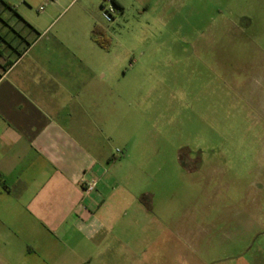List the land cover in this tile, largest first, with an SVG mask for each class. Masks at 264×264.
<instances>
[{"label":"rangeland","instance_id":"1","mask_svg":"<svg viewBox=\"0 0 264 264\" xmlns=\"http://www.w3.org/2000/svg\"><path fill=\"white\" fill-rule=\"evenodd\" d=\"M54 1L52 34L65 25L69 39L85 31V48H102L91 40L98 21L118 63V112L105 128L113 187L148 193L152 215L197 236L182 264H212L264 236V0H122L110 22L104 0ZM49 2L0 0V9L46 20ZM226 227L239 237L225 240Z\"/></svg>","mask_w":264,"mask_h":264},{"label":"crops","instance_id":"2","mask_svg":"<svg viewBox=\"0 0 264 264\" xmlns=\"http://www.w3.org/2000/svg\"><path fill=\"white\" fill-rule=\"evenodd\" d=\"M56 4L46 20L24 10L5 19L0 9V264H182V246L195 248L197 236L152 215L148 193L113 187L105 128L118 112V63L109 49L85 48V31L69 29V39L63 25L52 34ZM93 177L86 193L82 180ZM237 233L226 227L224 239ZM263 237L212 264H264Z\"/></svg>","mask_w":264,"mask_h":264},{"label":"built area","instance_id":"3","mask_svg":"<svg viewBox=\"0 0 264 264\" xmlns=\"http://www.w3.org/2000/svg\"><path fill=\"white\" fill-rule=\"evenodd\" d=\"M51 1V0H50ZM43 6L39 7V10H43ZM118 7L114 4L113 0H104L101 5V11L103 18L110 22L114 18V14L118 13ZM97 178L83 179L84 191L86 193L91 192L97 185Z\"/></svg>","mask_w":264,"mask_h":264},{"label":"trees","instance_id":"4","mask_svg":"<svg viewBox=\"0 0 264 264\" xmlns=\"http://www.w3.org/2000/svg\"><path fill=\"white\" fill-rule=\"evenodd\" d=\"M113 2L117 7H120L119 4L116 2V0H113ZM6 6L10 7L12 9V11L14 13H16V10L14 7L8 5L7 3H6ZM23 21H25V20L23 19ZM25 23L27 25H29L31 27V29H34L28 22L25 21ZM91 32H92L91 37L96 42V44L99 45L100 47L104 48V49H108L109 39L106 35V30L104 29V27H102L100 25H95Z\"/></svg>","mask_w":264,"mask_h":264}]
</instances>
